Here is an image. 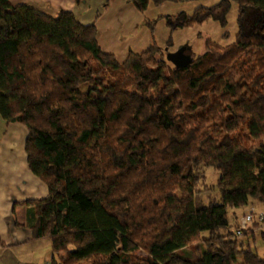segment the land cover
Instances as JSON below:
<instances>
[{
	"label": "trees",
	"instance_id": "16d2710c",
	"mask_svg": "<svg viewBox=\"0 0 264 264\" xmlns=\"http://www.w3.org/2000/svg\"><path fill=\"white\" fill-rule=\"evenodd\" d=\"M233 3L234 41L208 39L177 69L157 45L118 62L71 11L0 0V116L26 127L28 167L48 186L18 205L52 240L51 264H264V0L163 19L172 33L226 29ZM252 204L262 211L241 238Z\"/></svg>",
	"mask_w": 264,
	"mask_h": 264
},
{
	"label": "crops",
	"instance_id": "0c3cea01",
	"mask_svg": "<svg viewBox=\"0 0 264 264\" xmlns=\"http://www.w3.org/2000/svg\"><path fill=\"white\" fill-rule=\"evenodd\" d=\"M220 1H165L161 5L151 2L144 12L127 0H10V3L12 6H32L51 16L61 10L73 12L80 23L95 24L102 50L123 63L131 52L140 54L153 45L165 51L167 48L168 52L189 46L188 53L196 56L191 42L202 39L204 32L209 36L205 38L204 51L208 39L225 43L224 33H232L229 25L223 29L218 22L208 21L172 33L163 19L181 13L192 15L198 8H210ZM233 11L239 16L238 6L234 3L228 21ZM155 20L158 21L152 32L149 23ZM236 33L237 30L226 43L233 42ZM171 37L173 46L167 47ZM27 133L25 126L7 124L0 116V264H40L42 261L47 264L52 256V240L34 238L29 227L34 220L32 207L18 205L49 196L48 186L28 167L25 151ZM244 209L238 210V213H244Z\"/></svg>",
	"mask_w": 264,
	"mask_h": 264
},
{
	"label": "rangeland",
	"instance_id": "374dc122",
	"mask_svg": "<svg viewBox=\"0 0 264 264\" xmlns=\"http://www.w3.org/2000/svg\"><path fill=\"white\" fill-rule=\"evenodd\" d=\"M238 14L236 13V11H233L232 13H231V15H230V18H229V22H230V24H229V26H230V31L232 30V35H233V33H235L236 32V30H238V25H237V16ZM252 24V23H251ZM259 24H260V21H259V18L257 17V14H255L254 13V27L256 28L257 26H259ZM249 26H250V24H249ZM208 33L207 32H204L203 33V38L202 39H200V40H198V39H194L192 42H191V45L193 46V50H194V55H198L199 53H202L203 51H204V41H205V38H207V37H209V36H206ZM189 52V51H188ZM167 53V52H166ZM209 175H208V184L209 185H215L216 184V179H215V175H212V170H210L209 171ZM244 210H246L244 213H243V211H241L240 213H238L239 214V218L238 219H236V220H242V218L245 216V215H247V213L249 212V211H251V210H255V212H258V211H262L261 210V207H257L256 205H251V207L249 206V207H247V208H245ZM235 222V219L234 218H232V223H234ZM250 225H251V223H250ZM254 228H253V226L250 228V232L252 233L251 235L253 236L254 235ZM251 235H250V237H251ZM243 236V235H242ZM241 236V238H243ZM252 239H254L253 237H252ZM263 252H264V250H263ZM141 254V253H140ZM40 264H45V262L44 261H42ZM47 264H51V262H50V260L48 261V263Z\"/></svg>",
	"mask_w": 264,
	"mask_h": 264
},
{
	"label": "water",
	"instance_id": "95a60500",
	"mask_svg": "<svg viewBox=\"0 0 264 264\" xmlns=\"http://www.w3.org/2000/svg\"><path fill=\"white\" fill-rule=\"evenodd\" d=\"M166 58L172 63L177 69L188 68L193 62V56L188 53L186 47H182L176 52H168L166 48Z\"/></svg>",
	"mask_w": 264,
	"mask_h": 264
},
{
	"label": "built area",
	"instance_id": "2783aa9c",
	"mask_svg": "<svg viewBox=\"0 0 264 264\" xmlns=\"http://www.w3.org/2000/svg\"><path fill=\"white\" fill-rule=\"evenodd\" d=\"M257 216L254 215V211L251 210L245 215L240 221L239 230L237 232L238 236H242L243 230L246 229L250 223L253 224ZM261 221V215L257 218Z\"/></svg>",
	"mask_w": 264,
	"mask_h": 264
}]
</instances>
